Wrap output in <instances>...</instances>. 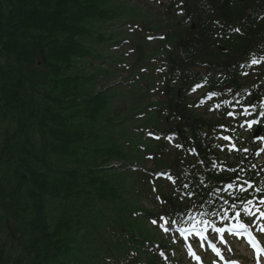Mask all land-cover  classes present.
I'll return each mask as SVG.
<instances>
[{"label":"trees","instance_id":"obj_1","mask_svg":"<svg viewBox=\"0 0 264 264\" xmlns=\"http://www.w3.org/2000/svg\"><path fill=\"white\" fill-rule=\"evenodd\" d=\"M102 1L0 0V110L5 118L18 117L21 131L39 134L42 139L40 152L33 151L30 141L21 142L24 137L4 142L0 152V223L7 219L8 207L14 218L36 215L43 221H39L43 235L34 238L28 250L16 258L0 241V264H55L59 256L66 255L61 226L72 216L67 209L86 204V200H75L78 192H73L80 186H94L96 194L103 191L112 196L126 190L125 177L129 174H115L104 167L119 154L111 134L114 119L108 118L103 130L95 127L113 97L94 94L90 88L95 78L78 67V59L90 52L82 45L88 29H102L105 22L117 16L104 9ZM243 7L247 11L240 12V22L247 23V30L264 24V3ZM186 8L188 13L196 14L199 27L209 24L213 13L223 18L237 13L228 2L221 5L218 0H186ZM190 38L193 40L178 45L180 61L187 64L204 49L201 33L190 34ZM191 124L198 123L192 120ZM95 138L98 139L93 143ZM51 155L66 169L63 172H68L59 181L48 175L54 172ZM86 163H92L94 168L86 170L87 182L79 184L78 167ZM13 172L15 183H6ZM126 184L134 191L132 183ZM53 205L63 210L59 225L50 214ZM46 222L53 233L48 234ZM130 225L124 221L114 225L115 230L125 231L105 253L117 261L126 258L131 250V264H137L140 251L136 246L143 243L127 229ZM30 252L35 254L33 260ZM99 261H103L102 257Z\"/></svg>","mask_w":264,"mask_h":264},{"label":"snow or ice","instance_id":"obj_2","mask_svg":"<svg viewBox=\"0 0 264 264\" xmlns=\"http://www.w3.org/2000/svg\"><path fill=\"white\" fill-rule=\"evenodd\" d=\"M237 31H239V30L237 29ZM253 63H255V61H253ZM256 123H258V121H256V120L251 121L250 124H249V127H251L252 124H256ZM257 138L258 139H264V136H258ZM248 203L251 204L252 201H248ZM261 203H264V201H261ZM248 214L251 215L252 213L249 211ZM261 215L264 216V213H262ZM237 218H240L239 217V213H237ZM153 223H156V221H153ZM165 223H168V222L165 221ZM168 226L171 227L170 224ZM239 230L247 231L248 230V226L243 224V223H241L239 225ZM262 230H264V229H262ZM216 231L220 234L221 243L226 245L227 241L224 239V232L226 230L225 229H217ZM249 243L256 250L257 258L259 259L260 254L264 253V246H261L259 241L254 239V238H252V237H249ZM211 247H212L213 251H215L217 253L218 256H222V253L220 252V250L217 248V246L215 244H212Z\"/></svg>","mask_w":264,"mask_h":264},{"label":"rangeland","instance_id":"obj_3","mask_svg":"<svg viewBox=\"0 0 264 264\" xmlns=\"http://www.w3.org/2000/svg\"><path fill=\"white\" fill-rule=\"evenodd\" d=\"M136 2V0H130L131 4H134ZM141 3L143 6L145 7H149V9L151 10L152 13H158V12H162L163 10L161 9V6L164 5L165 0H141ZM159 4H161V6L159 7ZM126 74H116L114 78H118L120 79L121 77L125 78ZM149 167H152V165H149Z\"/></svg>","mask_w":264,"mask_h":264}]
</instances>
